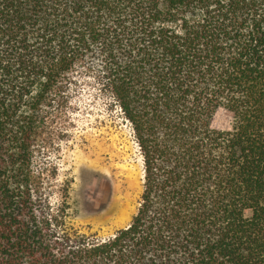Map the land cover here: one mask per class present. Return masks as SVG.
<instances>
[{"label":"trees","instance_id":"obj_1","mask_svg":"<svg viewBox=\"0 0 264 264\" xmlns=\"http://www.w3.org/2000/svg\"><path fill=\"white\" fill-rule=\"evenodd\" d=\"M82 69L144 163L102 240L58 228L32 170ZM0 264H264V0H0Z\"/></svg>","mask_w":264,"mask_h":264},{"label":"rangeland","instance_id":"obj_2","mask_svg":"<svg viewBox=\"0 0 264 264\" xmlns=\"http://www.w3.org/2000/svg\"><path fill=\"white\" fill-rule=\"evenodd\" d=\"M33 144L36 195L58 228L102 240L137 212L144 163L131 122L95 69L69 81Z\"/></svg>","mask_w":264,"mask_h":264}]
</instances>
